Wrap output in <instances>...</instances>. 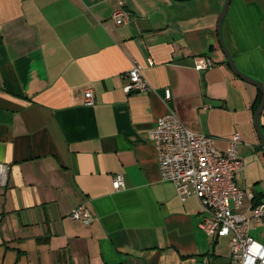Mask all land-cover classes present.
Returning <instances> with one entry per match:
<instances>
[{
  "label": "crops",
  "instance_id": "crops-1",
  "mask_svg": "<svg viewBox=\"0 0 264 264\" xmlns=\"http://www.w3.org/2000/svg\"><path fill=\"white\" fill-rule=\"evenodd\" d=\"M224 2L125 0L130 18L116 24V0H0V264H234L228 238L200 227L197 197L181 200L160 178L148 134L169 110L220 149L238 132L236 180L253 195L244 206L264 201L262 92L227 62ZM221 32L238 69L264 87V0H230ZM201 56L213 64L196 68ZM134 63L150 88L128 93ZM259 124L264 134V104ZM81 202L89 223L69 215ZM250 233L264 243L254 220Z\"/></svg>",
  "mask_w": 264,
  "mask_h": 264
},
{
  "label": "built area",
  "instance_id": "built-area-1",
  "mask_svg": "<svg viewBox=\"0 0 264 264\" xmlns=\"http://www.w3.org/2000/svg\"><path fill=\"white\" fill-rule=\"evenodd\" d=\"M116 2L111 17L116 24L126 23L130 11L125 0ZM212 64V59L205 56L195 59L198 69ZM123 77L125 92L150 88L138 63L129 67ZM169 96L170 90L166 87L164 97L168 99ZM83 97L85 104L94 103L91 86L83 90ZM148 134L156 148L160 178L173 183L181 200L190 195L197 197L203 214L199 225L209 238H228L234 264H264V243L250 233L251 220L264 228V201H253L245 207V196L253 198V195L240 187L236 180L237 173L246 164L245 158L237 152L240 134L233 132L227 147L220 149L213 135L191 130L173 110L158 116ZM8 169V163L0 162V181L3 183ZM123 186V174L115 173L112 187L118 190ZM69 215L84 223L95 219L84 202L75 206Z\"/></svg>",
  "mask_w": 264,
  "mask_h": 264
},
{
  "label": "water",
  "instance_id": "water-1",
  "mask_svg": "<svg viewBox=\"0 0 264 264\" xmlns=\"http://www.w3.org/2000/svg\"><path fill=\"white\" fill-rule=\"evenodd\" d=\"M230 0H225L219 14H218V21H217V34H218V39L220 42V45L222 47V50L226 56L227 62L230 65V68L232 69V71L234 73H236L237 75H239L241 78H243L244 80L255 84L256 86H258L262 92V96H261V100L259 102V105L254 113V125L258 134V137L260 139V144L262 146L263 149V154H264V134L261 130L260 124H259V117H260V113L264 104V87L263 85L257 81L256 79L249 77L248 75H246L245 73H243L241 70L238 69V67L235 65L231 53L228 50L227 46L224 43L223 37H222V32H221V23H222V18L224 16V14L226 13L228 4H229Z\"/></svg>",
  "mask_w": 264,
  "mask_h": 264
},
{
  "label": "trees",
  "instance_id": "trees-1",
  "mask_svg": "<svg viewBox=\"0 0 264 264\" xmlns=\"http://www.w3.org/2000/svg\"><path fill=\"white\" fill-rule=\"evenodd\" d=\"M255 198V197H254ZM259 200H257V199H254V202H258Z\"/></svg>",
  "mask_w": 264,
  "mask_h": 264
}]
</instances>
